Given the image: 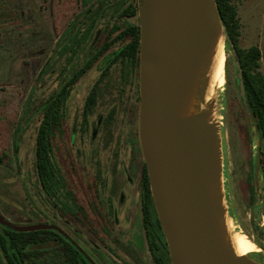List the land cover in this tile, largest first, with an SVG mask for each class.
<instances>
[{
	"label": "rangeland",
	"instance_id": "rangeland-1",
	"mask_svg": "<svg viewBox=\"0 0 264 264\" xmlns=\"http://www.w3.org/2000/svg\"><path fill=\"white\" fill-rule=\"evenodd\" d=\"M140 2L92 0L94 12L87 18L81 15V0H0V215L18 225L57 226L94 264H153L140 209L143 159L137 120H131L136 106L138 114V72L123 82L120 63L112 64L88 125L80 128L84 99L123 42H113L74 84L59 111L60 124L50 126L59 188L53 198L44 194L34 171L39 105L89 54L115 37L113 24L131 20L120 12ZM233 3L238 44L258 46V70L264 75V0ZM221 34L223 82L213 91L209 114L220 160L224 225L257 247L247 259L264 264V180L260 169L254 173L255 147L259 143L261 151L263 146L239 97L236 53L223 25ZM44 256L36 261H45Z\"/></svg>",
	"mask_w": 264,
	"mask_h": 264
},
{
	"label": "water",
	"instance_id": "water-1",
	"mask_svg": "<svg viewBox=\"0 0 264 264\" xmlns=\"http://www.w3.org/2000/svg\"><path fill=\"white\" fill-rule=\"evenodd\" d=\"M137 15V135L170 264H256L246 255L235 256L226 241L220 160L214 126L206 121L209 112H188L204 60L221 33L215 0H141ZM234 67L244 112L252 118L237 57ZM259 165L257 143L256 176ZM0 225L63 234L53 224L18 225L1 215Z\"/></svg>",
	"mask_w": 264,
	"mask_h": 264
},
{
	"label": "trees",
	"instance_id": "trees-1",
	"mask_svg": "<svg viewBox=\"0 0 264 264\" xmlns=\"http://www.w3.org/2000/svg\"><path fill=\"white\" fill-rule=\"evenodd\" d=\"M92 0H81L83 10L81 15L89 17L93 12ZM217 11L224 26L225 35L235 50L242 74L244 94L249 112L254 119V125L259 132L263 150H259L260 174L264 180V75L258 70L260 51L257 45L241 48L238 44L239 22L237 10L233 0H215ZM131 19L122 26L112 25L111 31L117 32L111 40L104 41L94 52L89 54L84 62L68 77H64L58 88L39 105L41 120L37 127L34 143V171L39 186L44 194L55 197L57 185L55 179L58 170L52 160V145L50 126L60 124L59 111L65 108V102L74 84L91 68L93 63L116 41L123 42L112 54L109 61L101 70L98 79L94 82L86 95L81 113L80 128L84 131L92 115L97 98L99 85L107 76L109 68L114 63H120L119 77L123 82L131 79L133 71L137 73L139 53V27L137 6L129 4L119 14ZM75 24L72 21L69 33ZM127 67L124 68V65ZM111 110L108 117H112ZM107 119V118H106ZM137 119V106L133 110L132 123ZM260 145V144H259ZM260 147V146H259ZM17 154V145H14V155ZM141 185V216L146 243L154 264H170L166 251V243L155 215L149 184L144 164L140 170ZM163 249H162V247ZM48 254L47 257L44 255ZM44 256L43 262L36 259ZM46 258V259H45ZM62 262H61V261ZM0 264H91L80 251L67 239L53 229H41L28 232L14 231L0 225Z\"/></svg>",
	"mask_w": 264,
	"mask_h": 264
},
{
	"label": "bare ground",
	"instance_id": "bare-ground-1",
	"mask_svg": "<svg viewBox=\"0 0 264 264\" xmlns=\"http://www.w3.org/2000/svg\"><path fill=\"white\" fill-rule=\"evenodd\" d=\"M224 60L225 55L223 36L221 33H217L204 60L198 84L189 103V113L210 111L209 108L214 94L213 91L223 82L222 74ZM210 116L211 115L209 114V116L206 118L208 123H211ZM218 187V192L221 193V175L218 178ZM220 205L223 210L222 218L225 221V212L222 199L220 200ZM225 236L229 248L235 256H245L249 253H256V251H258L257 247L248 239V237L240 232L229 233L225 227Z\"/></svg>",
	"mask_w": 264,
	"mask_h": 264
},
{
	"label": "flooded vegetation",
	"instance_id": "flooded-vegetation-1",
	"mask_svg": "<svg viewBox=\"0 0 264 264\" xmlns=\"http://www.w3.org/2000/svg\"><path fill=\"white\" fill-rule=\"evenodd\" d=\"M129 4H133V3H129ZM128 4V5H129ZM127 5V6H128ZM137 19H138V15H137ZM137 72H138V69H137ZM137 75H138V73H137ZM139 98V97H138ZM137 119H138V114H137ZM136 119V120H137ZM144 164V163H143ZM260 226H262V225H260ZM57 232V231H56ZM60 235H62L65 239H67L72 245H74L79 251H80V253L84 256V258L89 262V260L87 259V257L86 256H88V255H86V253L76 244V243H74L72 240H70L67 236H66V234L63 232V234L62 233H59ZM161 247H162V245H161ZM162 249H163V247H162ZM164 250V249H163ZM166 251H167V247H166ZM167 255H168V251H167ZM169 257V256H168ZM153 262V261H152ZM169 262H170V259H169ZM154 264V263H153Z\"/></svg>",
	"mask_w": 264,
	"mask_h": 264
}]
</instances>
